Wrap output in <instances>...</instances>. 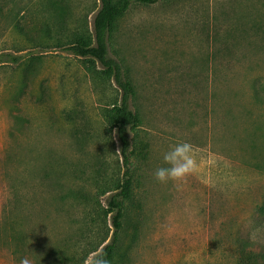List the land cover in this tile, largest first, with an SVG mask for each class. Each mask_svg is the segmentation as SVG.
<instances>
[{
    "label": "rangeland",
    "instance_id": "1",
    "mask_svg": "<svg viewBox=\"0 0 264 264\" xmlns=\"http://www.w3.org/2000/svg\"><path fill=\"white\" fill-rule=\"evenodd\" d=\"M48 1L0 0V55L20 58L0 64V264H51L65 243L76 250L64 264L95 261L102 247L84 260L87 214L107 207L101 187L126 170L106 122L123 90L100 63L66 49L93 33L101 0H55L63 27ZM109 57L134 85L129 104L141 119L131 134L134 198L113 264H238L239 242L260 257L264 0L132 2ZM180 141L194 146L198 171L160 183L155 170ZM73 188L90 203L79 206ZM107 225L100 221L114 230L111 216Z\"/></svg>",
    "mask_w": 264,
    "mask_h": 264
},
{
    "label": "trees",
    "instance_id": "2",
    "mask_svg": "<svg viewBox=\"0 0 264 264\" xmlns=\"http://www.w3.org/2000/svg\"><path fill=\"white\" fill-rule=\"evenodd\" d=\"M132 2L152 5L157 3L158 0H101V8L93 23V33L80 36L77 35L72 40L68 41L69 44L66 48L75 56L87 58L94 64L97 62L100 63L104 67L102 74L109 78L113 77L123 90L120 104L117 103L113 109L107 112L106 122L108 130H115L117 133L121 145L123 164L126 170L123 177L116 181V183L114 182L115 179L111 181V184L114 182L112 187H109L110 183H106L101 189L99 186V189L102 190L104 195L110 193L107 207H101L102 209L94 208L87 214L88 220L92 223L90 233L87 237V247H91L86 251L87 253L84 260H87L91 254L99 252V249L102 247V250L98 253L95 260L105 258L108 260L109 264H113L117 252L120 249V233L124 229V220L128 212V203L134 198V178L132 172H130V160L133 154L131 134L133 131H136L141 124L139 114L133 110L129 104L130 99L135 96L134 85L130 80L124 77L121 65L109 57V42L115 32L117 22L128 12ZM48 4L52 8H57L60 11L61 27H63V20L65 19L64 9L59 8V2L55 0H49ZM19 60L20 58L11 55H0V64L6 62L16 63L19 62ZM72 178L82 181V172L78 169H73ZM70 196L75 202H78L79 206L90 203L91 199L83 189L73 188L70 191ZM110 216L112 218L114 230L111 231L108 229V231H103L100 227V221L103 220L105 225L108 226L107 219ZM137 234V225H135V233L132 236L131 246L134 242H137ZM19 239L21 238L19 237ZM249 245L248 242H239V251H241L242 257L238 261V264H260L259 258L264 261V251L259 257L258 254L253 252V249H250ZM128 247L127 250L131 248L130 246ZM73 250L76 249L70 243L61 245L57 250L58 253L51 259L50 263L64 264L69 256V251ZM121 255L124 259L127 254L125 251L123 253L121 251ZM72 260L75 261V255H73Z\"/></svg>",
    "mask_w": 264,
    "mask_h": 264
},
{
    "label": "clouds",
    "instance_id": "3",
    "mask_svg": "<svg viewBox=\"0 0 264 264\" xmlns=\"http://www.w3.org/2000/svg\"><path fill=\"white\" fill-rule=\"evenodd\" d=\"M163 162L166 166L158 167L154 176L160 183H167L169 180H183L188 175L198 171L199 164L197 152L194 146L187 141H180L172 145L163 154ZM20 264H31L28 258H22ZM90 264H109L105 258L90 261Z\"/></svg>",
    "mask_w": 264,
    "mask_h": 264
}]
</instances>
